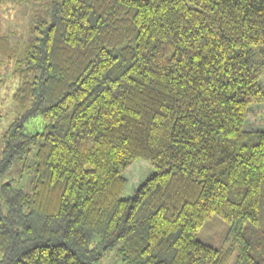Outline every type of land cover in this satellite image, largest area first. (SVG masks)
<instances>
[{"label": "trees", "instance_id": "trees-1", "mask_svg": "<svg viewBox=\"0 0 264 264\" xmlns=\"http://www.w3.org/2000/svg\"><path fill=\"white\" fill-rule=\"evenodd\" d=\"M17 1V0H15ZM16 62L0 264H264V0H38ZM40 121V129L26 125ZM136 160L153 172L124 198ZM217 218L227 245L199 239Z\"/></svg>", "mask_w": 264, "mask_h": 264}, {"label": "rangeland", "instance_id": "rangeland-1", "mask_svg": "<svg viewBox=\"0 0 264 264\" xmlns=\"http://www.w3.org/2000/svg\"><path fill=\"white\" fill-rule=\"evenodd\" d=\"M45 5L38 0H0V154L3 146L2 135L16 116L12 95L19 85L13 75L16 62L23 55V50L30 40V29L34 20L46 17ZM264 126V104H256L248 112L244 129H262ZM28 131L40 129V121L33 120L26 125ZM35 149L23 161L15 162L4 174L0 175V184L10 181L25 193H31L35 163ZM153 172L151 165L143 160H136L125 171L128 184L123 197L130 196L138 184ZM227 227L217 218L206 222L199 234V239L212 246H226ZM102 264H121L117 248L109 250L102 259Z\"/></svg>", "mask_w": 264, "mask_h": 264}]
</instances>
